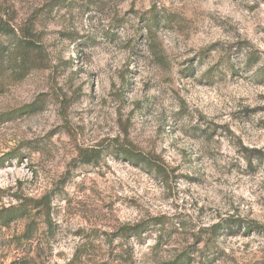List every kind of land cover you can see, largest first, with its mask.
I'll return each mask as SVG.
<instances>
[{"label":"rangeland","instance_id":"obj_1","mask_svg":"<svg viewBox=\"0 0 264 264\" xmlns=\"http://www.w3.org/2000/svg\"><path fill=\"white\" fill-rule=\"evenodd\" d=\"M0 19V212L21 208L0 264H264V0H0Z\"/></svg>","mask_w":264,"mask_h":264},{"label":"trees","instance_id":"obj_2","mask_svg":"<svg viewBox=\"0 0 264 264\" xmlns=\"http://www.w3.org/2000/svg\"><path fill=\"white\" fill-rule=\"evenodd\" d=\"M1 37H5V38H16L15 37V32L12 29L11 26L8 25V23L3 22L0 19V38ZM19 45L21 44L23 46L24 49H30L31 44L29 42H23V41H19L18 42ZM2 49V45L0 44V50ZM22 110H19L18 112H21ZM116 151H120L121 155L128 160H131L133 158L137 159V160H141L142 162L147 160L137 154H133L130 151L127 150H123V149H117ZM99 153L98 152H93L92 154L89 155V157L87 159H85L83 162L85 164H89L91 161L97 159ZM2 164V163H1ZM152 165V164H151ZM41 203V204H40ZM39 204L42 207L43 213L45 215L46 221H49V217H50V200L47 197H43L39 200ZM21 208H12V209H6L2 212H0V221L4 220V223L7 224L8 222H10L11 220L15 219L16 217V212H20ZM159 221V220H157ZM50 225V224H48ZM31 224L28 226V230L26 231V234L24 235L25 239H30L31 237ZM247 229H253L259 232H263L264 233V228L261 226H252V225H248ZM122 233L125 235V238L127 236H140L143 233V228L141 225H136L132 228H124L122 230ZM181 257H179L177 260H175L172 264H177L178 262L181 264L182 262L180 261ZM123 264H135L132 259L130 258V256L128 255L127 252H125L124 254V258H123Z\"/></svg>","mask_w":264,"mask_h":264}]
</instances>
